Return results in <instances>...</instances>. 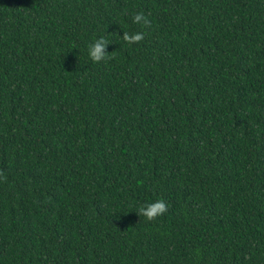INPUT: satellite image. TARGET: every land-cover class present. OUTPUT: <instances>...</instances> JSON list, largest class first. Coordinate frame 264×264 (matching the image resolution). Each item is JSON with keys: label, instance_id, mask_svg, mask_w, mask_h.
Returning <instances> with one entry per match:
<instances>
[{"label": "trees", "instance_id": "trees-1", "mask_svg": "<svg viewBox=\"0 0 264 264\" xmlns=\"http://www.w3.org/2000/svg\"><path fill=\"white\" fill-rule=\"evenodd\" d=\"M0 264H264V0H0Z\"/></svg>", "mask_w": 264, "mask_h": 264}, {"label": "clouds", "instance_id": "clouds-1", "mask_svg": "<svg viewBox=\"0 0 264 264\" xmlns=\"http://www.w3.org/2000/svg\"><path fill=\"white\" fill-rule=\"evenodd\" d=\"M133 23H143L145 26H150V21L145 18L144 14L137 13L133 17ZM123 40L128 44L139 43L144 40L143 33L129 34L124 32ZM109 42L105 38L98 39L90 46V56L95 62L110 59L108 52L105 51ZM168 211L166 202L161 199L157 202L149 203L146 206H141L137 211L139 216H143L148 222H154L158 217L163 216Z\"/></svg>", "mask_w": 264, "mask_h": 264}]
</instances>
